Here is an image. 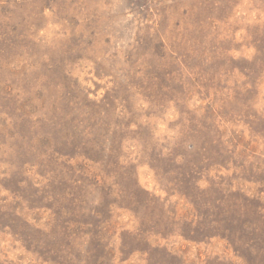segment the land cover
<instances>
[{"label": "rangeland", "instance_id": "374dc122", "mask_svg": "<svg viewBox=\"0 0 264 264\" xmlns=\"http://www.w3.org/2000/svg\"><path fill=\"white\" fill-rule=\"evenodd\" d=\"M0 264H264V0H0Z\"/></svg>", "mask_w": 264, "mask_h": 264}]
</instances>
